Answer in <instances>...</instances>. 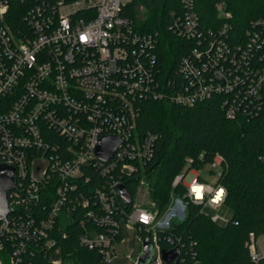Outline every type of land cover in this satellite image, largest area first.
I'll use <instances>...</instances> for the list:
<instances>
[{
    "label": "built area",
    "instance_id": "built-area-1",
    "mask_svg": "<svg viewBox=\"0 0 264 264\" xmlns=\"http://www.w3.org/2000/svg\"><path fill=\"white\" fill-rule=\"evenodd\" d=\"M15 1L0 0V170L3 164L13 166L16 183L8 191L12 212L0 220V252L11 244L14 254L9 264H20L29 244H55L56 222L62 213L82 206L87 208L86 220L102 225L105 231L96 232L93 225L84 224L80 241L99 247L105 264H122L131 257L132 251L123 253L120 246L132 232L139 241L136 264L146 236L156 251L149 264H165L160 231L171 230L185 219L187 201L180 196L171 201V193L166 214L155 222L163 210L134 201L126 205L118 194L125 171L137 172L140 167L145 173L156 139L153 133L137 135L135 101L166 97L193 105L213 93L228 92L227 118L255 115L264 103V63L250 61L248 51L240 58L228 55L223 40L211 39L182 60L185 84L169 93L158 79L157 33L138 31L133 20L122 14L129 0H19L34 4L25 16L28 24L19 32L9 22ZM181 4L180 15L172 12L176 17L171 28L182 37H201L195 0H181ZM259 24L264 29V20ZM110 134L119 135L123 143L109 161H102L96 147L102 136ZM260 159L264 163V155ZM222 162L217 153L211 162V170H217L212 182L201 179L193 169L186 180V171L177 175L173 185L182 181L188 199L202 210L218 208L227 196L226 188L216 182ZM92 165L99 166L106 181L81 191L80 182H90L83 168ZM140 183H147L145 177ZM197 186H203L201 199L193 191ZM220 189L224 194L215 201ZM40 194L46 199L44 215L23 216L19 199L29 205ZM97 204L100 211L93 208ZM127 206L131 209L126 210ZM173 215L180 220L168 229ZM211 219L228 222L219 214H211ZM120 228L127 235L118 240ZM259 237L251 233L247 242L255 261L264 257ZM167 239L178 247L179 236ZM60 263V259L52 261ZM0 264H4L2 258Z\"/></svg>",
    "mask_w": 264,
    "mask_h": 264
},
{
    "label": "trees",
    "instance_id": "trees-1",
    "mask_svg": "<svg viewBox=\"0 0 264 264\" xmlns=\"http://www.w3.org/2000/svg\"><path fill=\"white\" fill-rule=\"evenodd\" d=\"M33 6L19 0L13 3L9 22L15 31L28 24L25 16ZM182 8L181 0H129L122 11L133 20L138 31L157 33L156 63L158 79L165 83L163 90L170 93L185 84L182 60L192 57L194 50L205 47L211 39L223 40L228 45V55L240 58L248 51L250 61L264 63V29L259 24V20H264V0H195L197 30L202 35L193 38L182 37L171 28L173 18L182 13ZM223 29L225 33L221 34ZM228 95V92H216L193 105L166 97L135 101L137 135L153 133L156 139L153 153L144 166L145 173L142 175L140 167L137 172L125 171L123 184L132 192L135 202L140 180L145 177L161 211L169 203L171 193L187 201L185 219L176 222L171 230L160 231L161 247L167 250L175 248L167 237H180L177 243L180 257L176 264H264V257L253 260L247 246L251 233L257 237L264 235V163L260 159L264 155V103L255 115L229 119L224 108ZM217 153L223 157V170L216 182L226 188L225 203L234 208L227 223L212 221L206 209L189 200L182 181L173 185L185 166L198 170L206 162L211 163ZM83 173L90 176V182H80L81 191H89L107 178L95 165L84 167ZM200 178L204 180L202 175ZM35 201L28 205L19 199L20 213L42 217L46 199L40 194ZM93 208L101 210L99 204ZM86 209L79 206L74 212H63L56 222V243L29 244L21 254L20 264H52L55 259H60V264H105L99 247L91 248L80 241L84 224L93 225L96 232L105 231L102 225L86 220ZM126 235L120 228L116 238L120 240ZM142 235H145L143 231ZM13 254L9 244L0 252V258L9 264Z\"/></svg>",
    "mask_w": 264,
    "mask_h": 264
},
{
    "label": "water",
    "instance_id": "water-1",
    "mask_svg": "<svg viewBox=\"0 0 264 264\" xmlns=\"http://www.w3.org/2000/svg\"><path fill=\"white\" fill-rule=\"evenodd\" d=\"M122 143L123 139L119 135L110 134L102 136L96 147V155L98 159L109 161ZM15 186L14 167L3 164L0 170V220L12 212L8 200V191L13 190ZM118 194L126 205L132 204V192L124 184L119 185ZM155 255V247L151 243L150 236H146L143 241L139 264H149L153 261ZM179 257L180 252L177 247L169 250H162V258L166 264H176Z\"/></svg>",
    "mask_w": 264,
    "mask_h": 264
},
{
    "label": "rangeland",
    "instance_id": "rangeland-1",
    "mask_svg": "<svg viewBox=\"0 0 264 264\" xmlns=\"http://www.w3.org/2000/svg\"><path fill=\"white\" fill-rule=\"evenodd\" d=\"M125 1H128V0H125ZM191 170H193V169H187V166H185L183 168V171H186L185 180L188 177L187 174ZM197 174L207 177L208 181L212 182L213 178H215L217 175V170L212 171L211 170V163L206 162L202 168L197 170ZM152 192H153L152 187H150L147 183L141 184V186L138 187L137 192L135 193V202L141 203V204L149 206V207H154L155 209L160 210L159 206L155 202L156 200L153 198ZM176 198H179L178 195L176 193H173V195L171 197V201H173V199H176ZM165 209L162 211V213L159 215V217L156 219L155 222H158L159 220H161L164 217V215L166 214ZM205 211L209 214H219L221 217H224L226 219H231L233 217V214H234V208L227 203H223L218 208H214V207L209 206L206 208ZM184 213L185 214L187 213V208L184 209ZM179 220H180V218H178L177 216H175V215L171 216V218L169 220V224L166 228H168V229L171 228L172 225L174 224V222L179 221ZM129 237L130 238L127 241V243L120 246V251L123 253L132 251V255L130 258H126L125 260H123L122 264H136V260H137V256H138L139 241H138V238L136 237V234L134 232H132ZM259 241L262 243V249L264 250V235H261L259 237Z\"/></svg>",
    "mask_w": 264,
    "mask_h": 264
},
{
    "label": "clouds",
    "instance_id": "clouds-1",
    "mask_svg": "<svg viewBox=\"0 0 264 264\" xmlns=\"http://www.w3.org/2000/svg\"><path fill=\"white\" fill-rule=\"evenodd\" d=\"M202 188H203V186H197V187L193 188V191H194L197 199H201L202 198ZM223 194H224V190L220 189L216 193L215 201H220Z\"/></svg>",
    "mask_w": 264,
    "mask_h": 264
},
{
    "label": "crops",
    "instance_id": "crops-1",
    "mask_svg": "<svg viewBox=\"0 0 264 264\" xmlns=\"http://www.w3.org/2000/svg\"><path fill=\"white\" fill-rule=\"evenodd\" d=\"M195 171H197V170H195ZM202 176H203V175H202ZM203 177H204V179H205V180H208V178H207V177H205V176H203Z\"/></svg>",
    "mask_w": 264,
    "mask_h": 264
}]
</instances>
